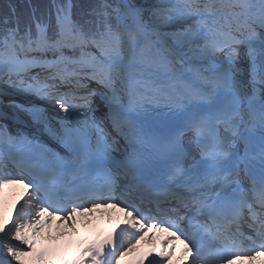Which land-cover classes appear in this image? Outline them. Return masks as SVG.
<instances>
[{
  "label": "snow or ice",
  "instance_id": "1",
  "mask_svg": "<svg viewBox=\"0 0 264 264\" xmlns=\"http://www.w3.org/2000/svg\"><path fill=\"white\" fill-rule=\"evenodd\" d=\"M100 209L123 226L73 251ZM153 229L134 264L264 257V0L9 3L0 264H119Z\"/></svg>",
  "mask_w": 264,
  "mask_h": 264
},
{
  "label": "trees",
  "instance_id": "2",
  "mask_svg": "<svg viewBox=\"0 0 264 264\" xmlns=\"http://www.w3.org/2000/svg\"><path fill=\"white\" fill-rule=\"evenodd\" d=\"M50 0H31V3L37 5L40 8H43L48 5ZM81 2L88 3L91 0H81ZM15 4L19 11L22 13L27 12L29 0H0V15H3L7 11V5Z\"/></svg>",
  "mask_w": 264,
  "mask_h": 264
},
{
  "label": "bare ground",
  "instance_id": "3",
  "mask_svg": "<svg viewBox=\"0 0 264 264\" xmlns=\"http://www.w3.org/2000/svg\"><path fill=\"white\" fill-rule=\"evenodd\" d=\"M13 97H16V96H12V98ZM99 213H100V211L98 210V211H96V212H94L92 215H91V217H93L94 219H96V221L97 220H100V218H104L105 216H101V217H97L98 215H99ZM83 219L85 220V221H90L89 219H90V217H83ZM91 224V223H90ZM89 226V225H88ZM87 230H88V227L87 228H85L84 229V234L87 232ZM83 234V235H84ZM146 238V237H145ZM75 240V237H73L72 238V242ZM180 252V253H179ZM183 252V245L182 246H180V249L178 250V253H179V255H177V257H179L180 255H181V253Z\"/></svg>",
  "mask_w": 264,
  "mask_h": 264
}]
</instances>
